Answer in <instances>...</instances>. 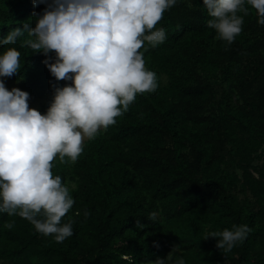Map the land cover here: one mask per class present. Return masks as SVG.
Returning <instances> with one entry per match:
<instances>
[{
    "label": "trees",
    "instance_id": "obj_1",
    "mask_svg": "<svg viewBox=\"0 0 264 264\" xmlns=\"http://www.w3.org/2000/svg\"><path fill=\"white\" fill-rule=\"evenodd\" d=\"M50 3L0 0V38L34 27ZM246 6L230 44L207 26L203 0L165 10L156 27L166 39L141 49L158 87L138 93L115 124L87 138L75 162L53 161V174L76 184L62 217L73 234L56 242L0 211V264H129L124 253L132 264L169 253L170 264L181 257L185 264H264V25ZM13 46L21 71L11 78L45 113L55 87L72 81L57 80L43 62H54V51L46 57L18 40L0 44V52ZM239 224L251 231L230 251L205 238Z\"/></svg>",
    "mask_w": 264,
    "mask_h": 264
},
{
    "label": "clouds",
    "instance_id": "obj_2",
    "mask_svg": "<svg viewBox=\"0 0 264 264\" xmlns=\"http://www.w3.org/2000/svg\"><path fill=\"white\" fill-rule=\"evenodd\" d=\"M46 0H33L34 4ZM177 0H51L34 27L12 28L0 44L55 53L54 62H43L57 80L72 81L55 87L45 113L29 107V92L9 90L0 79V211L27 219L35 229L62 242L73 234L72 221L62 217L75 203V182H62L52 172L53 161L75 162L83 152L85 138L116 123L138 93L158 87L156 72L145 66L141 50L166 39V30L156 27ZM207 26L229 44L242 32L246 5L257 12L264 25V0H203ZM27 34V35H25ZM22 38V39H21ZM147 42V44L145 43ZM21 53L16 47L0 52V77L21 71ZM87 215V212L85 213ZM153 221L158 213L148 214ZM11 228L12 224L8 223ZM251 231L249 225L211 231L220 250L230 251ZM132 264L130 253L122 254ZM174 253L146 264H170ZM173 264H185L181 257Z\"/></svg>",
    "mask_w": 264,
    "mask_h": 264
},
{
    "label": "rangeland",
    "instance_id": "obj_3",
    "mask_svg": "<svg viewBox=\"0 0 264 264\" xmlns=\"http://www.w3.org/2000/svg\"><path fill=\"white\" fill-rule=\"evenodd\" d=\"M0 79H3L4 80L5 86L9 90H11L13 87L20 88L19 85H18V83L12 80L11 76H8V77H0ZM28 103H29V107L30 108L38 109V107L40 106V100H28ZM85 140H87V138H85ZM85 140H84V142H85Z\"/></svg>",
    "mask_w": 264,
    "mask_h": 264
}]
</instances>
